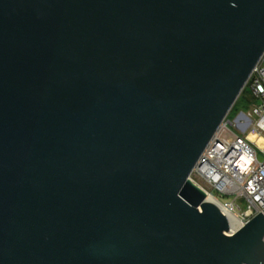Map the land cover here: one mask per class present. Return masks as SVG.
Returning a JSON list of instances; mask_svg holds the SVG:
<instances>
[{
	"label": "water",
	"instance_id": "obj_1",
	"mask_svg": "<svg viewBox=\"0 0 264 264\" xmlns=\"http://www.w3.org/2000/svg\"><path fill=\"white\" fill-rule=\"evenodd\" d=\"M264 55V0H0V264H264L190 175Z\"/></svg>",
	"mask_w": 264,
	"mask_h": 264
},
{
	"label": "built area",
	"instance_id": "obj_2",
	"mask_svg": "<svg viewBox=\"0 0 264 264\" xmlns=\"http://www.w3.org/2000/svg\"><path fill=\"white\" fill-rule=\"evenodd\" d=\"M248 83L257 102L232 119L227 116L190 175L206 193L226 197L224 204L242 226L264 210V158L259 157H264V143L249 138L255 133L264 139V55ZM230 126L240 134L233 133Z\"/></svg>",
	"mask_w": 264,
	"mask_h": 264
},
{
	"label": "bare ground",
	"instance_id": "obj_3",
	"mask_svg": "<svg viewBox=\"0 0 264 264\" xmlns=\"http://www.w3.org/2000/svg\"><path fill=\"white\" fill-rule=\"evenodd\" d=\"M249 138L258 141L260 145H263L264 143V139L262 137L257 136L255 133H251L249 135ZM207 196H208V201L215 203L222 210V212L228 217L231 225L230 226L231 231L229 233L232 234L238 231L242 227V222L240 218L231 210L230 207L226 206L224 203L218 200L213 194L207 193Z\"/></svg>",
	"mask_w": 264,
	"mask_h": 264
},
{
	"label": "rangeland",
	"instance_id": "obj_4",
	"mask_svg": "<svg viewBox=\"0 0 264 264\" xmlns=\"http://www.w3.org/2000/svg\"><path fill=\"white\" fill-rule=\"evenodd\" d=\"M246 94H247V97L243 96V98L240 99L239 103L236 104L235 111H233L235 115L240 111H248L251 108L250 104H249V99H248V97L251 94V88L250 87L248 88ZM234 114H233V116L231 115L229 118L232 119L234 117ZM230 128H231V131L233 133L240 134L234 127L230 126ZM228 135H230V133H228ZM259 157H260V159L264 158L262 155H260ZM202 185L205 186L204 184H202ZM205 188H207V187L205 186ZM207 190L209 192H212L209 188H207ZM213 193L215 196H217L220 199L221 202L225 203L226 201H228V199L226 197H221L220 195H218V193H216L214 191H213Z\"/></svg>",
	"mask_w": 264,
	"mask_h": 264
},
{
	"label": "trees",
	"instance_id": "obj_5",
	"mask_svg": "<svg viewBox=\"0 0 264 264\" xmlns=\"http://www.w3.org/2000/svg\"><path fill=\"white\" fill-rule=\"evenodd\" d=\"M248 88H249V83H248V84L246 85V87L244 88L243 92L241 93L240 97L238 98L237 102L235 103L233 109H232L231 112L229 113L228 118H229L231 115L233 116V114H234L233 111H235L236 104L239 103L240 99L243 98V96L247 97L246 92H247ZM248 99H249L250 107H251L254 103L257 102V100H256V98L253 96L252 92H251L250 96L248 97ZM236 113H237V112H236ZM234 116H235V114H234Z\"/></svg>",
	"mask_w": 264,
	"mask_h": 264
}]
</instances>
